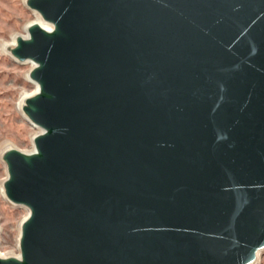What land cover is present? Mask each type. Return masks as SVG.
<instances>
[{"label":"water","instance_id":"1","mask_svg":"<svg viewBox=\"0 0 264 264\" xmlns=\"http://www.w3.org/2000/svg\"><path fill=\"white\" fill-rule=\"evenodd\" d=\"M30 210L0 264H254L264 250V0H28Z\"/></svg>","mask_w":264,"mask_h":264},{"label":"rangeland","instance_id":"2","mask_svg":"<svg viewBox=\"0 0 264 264\" xmlns=\"http://www.w3.org/2000/svg\"><path fill=\"white\" fill-rule=\"evenodd\" d=\"M27 1L0 0V254L7 258L21 254V223L29 210L14 205L4 195L8 170L3 156L10 149L33 152L34 138L41 134L40 128L26 120L20 107L24 95L36 90L27 77L32 65L19 62L9 50L18 37L28 36L29 24L37 19V12L27 6ZM254 264H264V250Z\"/></svg>","mask_w":264,"mask_h":264},{"label":"bare ground","instance_id":"3","mask_svg":"<svg viewBox=\"0 0 264 264\" xmlns=\"http://www.w3.org/2000/svg\"><path fill=\"white\" fill-rule=\"evenodd\" d=\"M33 24H40L43 28H45V29H49L50 28V25L49 24H47L45 21H43V19H42V17L40 16V14H38L37 13V19L36 20H34V21H32L30 24H29V26L30 25H33ZM28 26V27H29ZM27 38V37H26ZM15 46V43H13L12 45H11V48L9 49L10 50V52H11V50H12V47H14ZM4 49V48H3ZM26 63V62H25ZM27 63H30L31 65H32V70H31V72L37 67V65L34 63V62H32V61H27ZM31 72L28 74V79L32 82V83H34L35 85H36V90H35V92H33V93H31V94H26V95H24V97L22 98V100H21V103H20V107H21V112L23 113V116L26 118V120H28L30 123H31V125L33 126V127H36L32 122H31V120L27 117V115L24 113V111H23V107H24V105H25V101H26V99L28 98V97H30V96H33V95H35V94H37L38 92H39V86H38V84L37 83H35L34 81H32L31 80V78H30V74H31ZM37 128V127H36ZM40 131H41V133H42V130L40 129ZM35 151V149H33V152ZM3 192H4V195H5V191H4V189H3ZM6 196V195H5ZM28 209V208H27ZM29 210V209H28ZM29 215H30V210H29V214H28V216L22 221V223H21V233H22V224L24 223V221L29 217ZM20 238H21V234H20ZM19 246H20V241H19ZM0 257H2V258H7L6 256H3V255H1L0 254ZM15 258H20V254H18L17 256H15Z\"/></svg>","mask_w":264,"mask_h":264}]
</instances>
